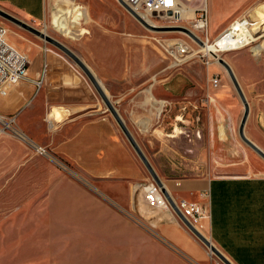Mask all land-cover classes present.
Here are the masks:
<instances>
[{
    "label": "crops",
    "instance_id": "0c3cea01",
    "mask_svg": "<svg viewBox=\"0 0 264 264\" xmlns=\"http://www.w3.org/2000/svg\"><path fill=\"white\" fill-rule=\"evenodd\" d=\"M30 1L12 0L11 3L15 2L16 9L29 20L57 23L55 15L48 14L46 0ZM121 9L115 8L117 20L109 18L106 10H100L98 26H88L89 31L85 29L76 44L79 55L72 52L99 81L122 121L143 126V133L148 134L139 137L153 140L158 138V116L164 107L171 110L178 100L163 93L167 90L160 85L146 81L156 69V55L145 44L141 25ZM34 10L40 12V17L33 15ZM240 12L239 8L226 17L228 24ZM63 20L60 19L59 25ZM105 23L117 26L118 31L108 30ZM25 49L31 58L28 80L8 88L5 96L0 95V116L13 115L22 108L17 124L28 132V137L36 140L34 147L50 149L59 160L99 183L104 196L127 210L137 197L143 206L140 211L150 212L157 219L158 239L153 235L143 236L150 259L155 256L153 260L158 261L156 252L159 251L169 257L165 264H191L184 257H192L193 263L203 260L197 242L178 218L164 210H149L140 186L148 187L150 176L92 85L76 69L54 56H48L49 66L47 63L43 75L40 54L29 45ZM146 50L153 54L152 63L150 58L146 60ZM242 55L240 52L233 57L235 68ZM210 67L212 77L221 74L217 67ZM232 72L237 81L236 74H245L240 69ZM238 84L248 104L244 134L264 152V81H238ZM206 96L207 172L168 178L163 184L175 201L197 202L208 210L209 217L202 221L200 232L233 264H264V162L240 142L237 130L243 104L233 85L221 74L218 86L209 85ZM181 97V115L175 120L180 118L182 123V105L188 95ZM34 124L39 128L35 133ZM152 194L158 198L155 192Z\"/></svg>",
    "mask_w": 264,
    "mask_h": 264
},
{
    "label": "rangeland",
    "instance_id": "374dc122",
    "mask_svg": "<svg viewBox=\"0 0 264 264\" xmlns=\"http://www.w3.org/2000/svg\"><path fill=\"white\" fill-rule=\"evenodd\" d=\"M11 1L0 0V10L38 31H44L47 36L62 43L76 55H79L76 44L86 32L85 29L89 31L88 26H98L97 16L101 13L100 10H106L109 18L117 20L119 17L115 8H122L117 0H46L48 14L52 17L54 14L58 23L51 21V25L48 22L43 24L42 19L29 20V17L23 16L22 12L16 9L15 2ZM28 1L30 0H25ZM180 4L192 10L194 17H198L200 9L204 7L203 0H180ZM206 6L208 23L205 31L210 41L218 31L226 27V17L239 8L240 15H246L257 23V27L251 32L252 41L239 49L220 52V58L224 59L235 73L239 69L245 73L244 76L236 74L240 83L264 81V50L258 49V44L264 42V0H247L244 3L240 0H206ZM39 13L33 11V15L39 16ZM60 19H64L61 25ZM154 20L161 26L155 27L154 30L141 26L145 44L150 45V51L156 55V69L146 77V81L160 85L162 89L167 90L163 93L172 95L178 101L174 102L171 110L164 107L158 116V138H140L139 135L148 134L143 133V126L139 127L138 123L124 124L162 182L168 178L203 175L207 172L209 162L206 152V94L212 79L209 74L210 66L217 67L225 81H231L220 64L213 63L207 67L204 58L191 57L180 66L171 67L163 57V50L158 42L168 38L182 39L194 51L199 50L197 43L179 29H190L194 18L187 16L176 20L174 17L163 16ZM0 25L7 29L8 42L28 58L30 57L25 49L26 45L40 54L42 64L48 61L46 63L49 66L47 58L54 56L71 69H76L90 84L71 59L53 45L2 16ZM104 25L108 30L118 31L115 25ZM200 35L203 37V33ZM44 48L47 49L46 53ZM146 51V60L150 58L152 63L153 54L149 50ZM240 52L243 55L238 60V69L233 65V57ZM221 74L213 77L220 78ZM185 93L188 98L184 99L182 105L181 123L180 118L175 120V117L181 115L179 104L181 96L184 97ZM97 97L100 100L98 95ZM21 110L22 108L10 116L1 115L3 120H0V264L167 263L169 257L166 254L157 251L158 261L155 262V256L150 259L145 249L147 245L143 239L144 234L153 235L158 239L155 234V215L141 212L143 206L137 197L128 205L129 210L119 206L104 196L99 183L86 178L82 172L59 160L50 149L41 146L36 149V140L30 136L29 138L28 132L18 127L17 120ZM11 119L9 124L7 121ZM36 127V124L32 127L34 133L39 130ZM148 130L149 125L146 127V131ZM21 133L26 140L22 139ZM240 142L247 147L241 140ZM167 146L169 148L165 149ZM148 183L147 188L156 187L151 178L146 184ZM142 185L144 184H141L140 190H144L142 196L145 197L149 189ZM152 190L150 189L151 193ZM164 202L166 203L165 200ZM160 210L171 212L176 217L167 203ZM184 228L197 242L203 256L200 262L193 263L192 257H184L186 261L191 264H223L186 227Z\"/></svg>",
    "mask_w": 264,
    "mask_h": 264
},
{
    "label": "built area",
    "instance_id": "2783aa9c",
    "mask_svg": "<svg viewBox=\"0 0 264 264\" xmlns=\"http://www.w3.org/2000/svg\"><path fill=\"white\" fill-rule=\"evenodd\" d=\"M132 10H134L143 20L145 17H150L151 19L156 18L158 15H165L174 17L176 11L180 5V0H124ZM201 13L198 17H194L191 23V30L194 33L193 26L199 25V31L203 33V37H198V39L203 44L208 42L210 39L207 32L205 31L207 27V15L206 8L200 9ZM145 21V20H144ZM146 22V21H145ZM147 23V22H146ZM149 24V23H147ZM153 26L152 24H149ZM257 23L252 21L246 15L239 16L230 21V23L221 30L218 34L221 37L226 36L229 33H238L243 36L248 32L252 31L253 28L257 27ZM160 48L163 50V57L168 60L171 67H178L181 64L187 62L191 57H201L205 59L204 64L208 67L212 61L215 60L214 57L209 56L202 51H194L190 45L179 38H168L160 40L158 42ZM198 45V44H197ZM199 46V45H198ZM239 49V48H238ZM236 50V49H235ZM47 49L44 48L46 53ZM231 51V50H230ZM30 65V60L28 56L19 51L7 40V29L5 26L0 25V95L5 96L7 89L11 86H15L20 82L28 80V67ZM47 70V63L42 64V74L44 75ZM39 85L38 82H36ZM219 84V78L217 76L212 77L211 86L216 88ZM43 152V151H42ZM152 183H150L151 185ZM149 186V184H148ZM147 188V186L145 187ZM149 191L146 192L145 198L149 208L157 209L164 208L166 203L165 198L160 194V190L156 187L147 188ZM150 189L155 192L158 198L151 193ZM145 193V192H144ZM174 200V199H173ZM166 201V200H165ZM174 203L181 213V215L196 229L200 232L202 228V221L209 217L208 210L197 202L179 200ZM171 209V208H170ZM173 212V211H172ZM174 213V212H173Z\"/></svg>",
    "mask_w": 264,
    "mask_h": 264
},
{
    "label": "water",
    "instance_id": "95a60500",
    "mask_svg": "<svg viewBox=\"0 0 264 264\" xmlns=\"http://www.w3.org/2000/svg\"><path fill=\"white\" fill-rule=\"evenodd\" d=\"M117 2L120 4V6L128 13L130 16H132L141 26L148 30H154L156 29L154 26H150L147 24L130 6L124 1V0H117ZM0 16H2L5 19H8L12 21L13 23L19 25L20 27L26 29L27 31L33 33L34 35L38 36L39 38L43 39L45 42L53 45L58 50H60L63 54H65L68 58L71 59V61L81 70V72L84 74V76L87 78L89 83L94 88L95 92L105 105L106 109L109 111V113L114 118L115 122L117 123L118 127L122 131L124 137L126 138L127 142L131 146L132 150L140 160V162L143 164L144 168L148 172L150 178L155 183L157 188L160 190L161 194L165 198L167 204L171 208V210L174 212L176 217L179 219V221L209 250L211 251L223 264H233L221 251H219L215 246L211 244V242L198 230H196L179 212L177 209L173 198L166 190L163 182L160 180L154 169L152 168L150 162L140 149L139 145L135 141L134 137L118 115L115 107L113 106L112 102L109 100L107 95L105 94L104 90L102 89V86L100 85L99 81L96 79V77L93 75L91 70L65 45L58 42L57 40L47 36L41 31L36 30L35 28L25 24L24 22L10 16L9 14L3 12L0 10ZM180 32L186 34L189 38H191L194 42L201 45V41L198 39L195 34L187 29V28H179ZM214 58L217 59L218 64H220L224 70L226 71L238 97L240 98L242 104H243V114L238 126V137L240 140L248 147L250 148L257 156H259L264 161V152L258 148L255 144H253L244 134V125L248 116V104L242 94V91L240 89V86L238 84V81L236 80L234 73L232 72V69L230 68L229 64L222 58H217L214 56ZM36 148V147H35ZM37 149V148H36Z\"/></svg>",
    "mask_w": 264,
    "mask_h": 264
},
{
    "label": "bare ground",
    "instance_id": "6f19581e",
    "mask_svg": "<svg viewBox=\"0 0 264 264\" xmlns=\"http://www.w3.org/2000/svg\"><path fill=\"white\" fill-rule=\"evenodd\" d=\"M203 5H204L205 8L207 7L206 6V0H203ZM140 15L144 18V20L147 23L152 24L154 27L161 26L154 19H151L150 17H145L142 14H140ZM163 16H165V15H163ZM163 16L162 15H158L157 17H163ZM187 16H191L192 18H194V13L192 12V10L187 9L185 7V5L180 4L179 7H178V9H177V11H176V14L174 15V18L176 20H181L183 18H186ZM199 28H200L199 25L193 26L194 34L197 37H201V35H200L201 32L199 31ZM252 31L248 32L244 36L242 34H238V33H229L226 36L220 38V36L217 35L213 39H211V41L209 40L208 42H204L201 45L198 44L199 45V50H197V51H202V52H204L205 54H207L209 56H212V57L216 56L217 58H220V56H221L220 55V52H227V51H230V50H235V49L241 48V47L247 45L250 41H252L253 40L252 33H251ZM44 34H46V33H44ZM258 49L259 50L260 49L261 50H264V42L261 43V44L260 43L258 44ZM213 63L214 64H218V61H217L216 58H215L214 61H212L211 64H213ZM0 120L1 121L3 120L2 116H0ZM11 121H12V119L10 121H7V122L10 124ZM1 126L3 128H5L3 125H1ZM21 136H22V139L26 140L22 133H21ZM39 149L41 151H43V149H41V148H39ZM211 244L213 245L212 242H211ZM209 252L211 254H213L211 251H209Z\"/></svg>",
    "mask_w": 264,
    "mask_h": 264
}]
</instances>
